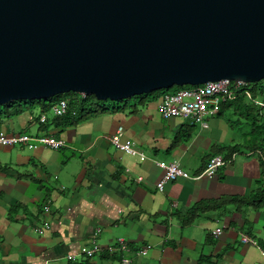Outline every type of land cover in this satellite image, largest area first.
Returning <instances> with one entry per match:
<instances>
[{"label": "crops", "instance_id": "1", "mask_svg": "<svg viewBox=\"0 0 264 264\" xmlns=\"http://www.w3.org/2000/svg\"><path fill=\"white\" fill-rule=\"evenodd\" d=\"M139 99L75 126L53 123L51 112L40 124V104L2 119L0 132L6 135L49 134L65 146L0 145V264H121L123 257L132 264H264V209L230 206L186 227L180 220L198 202L252 194L261 176L260 154L235 152L225 159L226 153L217 152L242 142L223 115L208 117L202 128L192 120L163 118L159 99ZM120 126L124 140L145 158L110 142ZM215 157L224 163L208 176ZM161 161H178L189 177L160 191ZM14 207L20 209L10 215ZM46 224L51 229L37 230ZM218 227L223 229L216 238ZM121 238L130 253L80 254L92 240L106 248ZM147 246L148 255L135 254ZM70 254L75 261L67 259Z\"/></svg>", "mask_w": 264, "mask_h": 264}, {"label": "water", "instance_id": "2", "mask_svg": "<svg viewBox=\"0 0 264 264\" xmlns=\"http://www.w3.org/2000/svg\"><path fill=\"white\" fill-rule=\"evenodd\" d=\"M264 80V0H0V107Z\"/></svg>", "mask_w": 264, "mask_h": 264}, {"label": "built area", "instance_id": "3", "mask_svg": "<svg viewBox=\"0 0 264 264\" xmlns=\"http://www.w3.org/2000/svg\"><path fill=\"white\" fill-rule=\"evenodd\" d=\"M245 84L238 82L235 83L228 79L220 80L216 82H208L196 86L182 87L175 93H165L158 100V110L161 116L165 119L170 118H182L185 120H192L202 128L207 127V118L210 116L218 115L223 103L232 98L234 92L241 88ZM85 96V95H83ZM264 107V103H260ZM68 111V100L60 99L51 108V113L55 117L64 116ZM47 122L46 116L39 118V123L44 124ZM124 129L122 126L118 127L116 133L109 138L110 142L119 150L124 151L127 154L138 155L141 158H145L144 154L134 149L131 142L124 140ZM24 144L29 148H36L37 145H42L46 148L58 150L65 146V142L62 139H58L53 135L41 134L38 136H31L27 134H20L15 136L6 135L0 132V145L14 146ZM224 161L221 157L213 158L206 170L205 174L208 176L214 175L217 170L223 165ZM156 165L165 171V174L158 184V189L161 191L165 185L169 182L176 180L177 178H188V174L181 168L178 161L172 163L156 162ZM138 181L141 178L137 179ZM61 223V222H60ZM51 229L49 224L44 227L37 228L38 231H44ZM222 227H218L213 231V235L218 238L222 233ZM100 229H97L94 235H98ZM243 241L248 244L255 245L256 242L248 236L242 235ZM151 246H147L141 250L135 252L137 256H146L149 253ZM130 247L126 241L121 238L118 239L115 245L103 248L96 240H92L90 246H85L80 249V254L85 257H95L101 254L108 253V255L116 256L117 253L124 254L130 253ZM264 255V253H263ZM67 259L75 261V255H68ZM121 264H132V260L123 257Z\"/></svg>", "mask_w": 264, "mask_h": 264}, {"label": "trees", "instance_id": "4", "mask_svg": "<svg viewBox=\"0 0 264 264\" xmlns=\"http://www.w3.org/2000/svg\"><path fill=\"white\" fill-rule=\"evenodd\" d=\"M181 88L182 87L174 86L168 90H160L149 94H144L142 95V98H151L154 100L159 99L163 94L175 93ZM68 94L70 95V97L66 99L68 100V111L64 116H54L53 123L55 124L61 125L62 123L64 126H75L89 117L103 115L108 112H115L123 109L120 107L111 109L106 104V102H109V100L100 101L92 95L83 96L81 94L72 92ZM245 94H247L251 104L244 103V99L246 98ZM60 99L65 98L57 96L48 100H40L38 103L42 106L41 116H45L46 114L50 113L52 106ZM257 100H260V102L264 103V80L255 84L241 86L240 89L234 92L231 99L222 104L219 113L220 115H224L223 113L226 110L233 107V115L238 117L236 121L228 120V123L232 128H240V125L245 124L247 127H249V130L246 132H239L242 141L239 144L230 147L221 146L217 150L218 153L222 152L227 154L225 159L231 157L235 152L259 153L262 170L260 179L256 181L257 189L249 196L233 195L220 197L214 200H204L198 202L187 212L186 215L180 217L184 227L193 224V222L198 217L206 212H220L230 206L235 207L237 210H241L242 208H252L254 210L264 209V107L259 105L256 102ZM34 103L36 102L31 103V101H16L1 106L0 124L3 118H9L18 115L23 111V107L28 105H36ZM19 209L20 207H14L11 210L10 215L15 214ZM260 246L264 251V242L260 243ZM105 254L106 255H104L103 258L108 256V253Z\"/></svg>", "mask_w": 264, "mask_h": 264}, {"label": "rangeland", "instance_id": "5", "mask_svg": "<svg viewBox=\"0 0 264 264\" xmlns=\"http://www.w3.org/2000/svg\"><path fill=\"white\" fill-rule=\"evenodd\" d=\"M245 96H246V98L244 99V103H246V104H251V101L248 99V96H247V94H245ZM59 97H62V98H65V99H68L69 97H70V95L69 94H64V95H61V96H59ZM143 96L141 95V96H137V97H133V98H130V99H125V100H122L121 102L120 101H117V102H114V101H109V102H106V104L109 106V108H111V109H113V108H117L118 106H120V105H123V104H127V103H131V104H134V102H137L138 100H140L139 98H142ZM40 100H33V101H31V103L32 102H36V103H34V104H39L38 102H39ZM258 104H260V103H262V102H260V100H257L256 101ZM36 108H38V105H36ZM233 111H234V108L233 107H231V108H229L228 110H226L223 114V119L225 120V121H227L228 122V120H232V121H236L237 120V116L236 115H233ZM37 112V111H36ZM244 122V121H243ZM240 128H236L235 129V132H236V134H238V136L241 138V135H240V133L239 132H246L247 130H249V127H247V125H245V124H242V125H240L239 126Z\"/></svg>", "mask_w": 264, "mask_h": 264}]
</instances>
